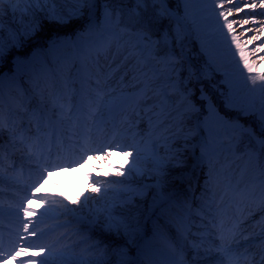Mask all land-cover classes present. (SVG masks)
I'll return each instance as SVG.
<instances>
[{"label": "snow or ice", "instance_id": "1", "mask_svg": "<svg viewBox=\"0 0 264 264\" xmlns=\"http://www.w3.org/2000/svg\"><path fill=\"white\" fill-rule=\"evenodd\" d=\"M128 0H0V65L3 64L5 55L8 51L13 48L20 49L24 44L34 37L44 26V22L66 25L72 20H80L87 15L88 23L84 28V31L78 33L76 38L70 41L54 40L48 45L47 53L61 48L69 47L77 53L90 54L91 49L97 48L102 49L107 45L106 43H99L96 41H90L87 39L91 33H97L103 36L105 32L115 34L106 26L110 23H115L117 26L121 24V14L125 13L124 8L115 7L122 3H127ZM180 0H177L179 3ZM188 0H183V3L187 4ZM230 0H218V7L221 9L225 8V4ZM136 4L135 9L128 10L134 16L130 22H125L123 31L128 32L134 37L135 43L133 49L136 52L138 62H142L145 65L155 66L159 65L163 72L166 74V78L172 84V90L179 92L187 107L184 116L188 119L196 120V127L203 125L204 131L207 132V138H201L200 147V160L209 165V172L207 178L204 181V190L201 197L200 208L195 210V215L200 217V223L195 225L198 229L197 232H192L193 224H184L185 232L180 233L182 239L185 241L180 247V253L183 257L185 249L190 248L192 252L191 260L182 259L177 261L175 259H168L160 261L159 264H240V258L243 256L247 261V264H252L250 260H247V252L241 253L240 256L236 255L238 248L240 247L239 238L235 231L230 236L225 235L222 224L217 228L215 222V213L211 207L212 202L215 198V192L213 190V169L211 168V157L214 154V147L212 137V130L208 127V117L215 118L219 123L229 125L234 129L240 130L242 133H247L249 136L256 140V143L260 146L261 152L257 156V163L260 165L262 172H264V164L260 162L264 160V139L255 137V133L250 129H245L243 125L238 123V119L241 115H255L260 121V130L264 134V96H262L259 107L255 105L243 103L237 99V92L233 86V82L229 78L228 74H225L223 83L227 85L226 91L219 92V98L222 101V106L225 111L236 110L237 120L230 121L221 116L218 108L212 103L211 99L204 95V90L201 89V99L208 100V117L203 122L199 121L198 114L200 109L195 106L191 101L192 88L189 86L192 81H199L203 77L210 75L209 69L213 71H219L214 63L209 62L203 67H194L188 59L187 46L193 35L192 30L189 29L187 24L188 10L185 7L184 15L180 14L179 8L172 9L169 5V0H134ZM57 4L68 5L72 7L59 8ZM50 5V6H49ZM102 6L100 13V19H96L97 8ZM151 6V8H149ZM158 6V7H157ZM261 6H264L262 4ZM239 10V6H236ZM252 7H256L255 4ZM5 13H10L12 16V22L15 24V28H9L7 39L4 36V25L2 17ZM232 14V8H227L226 11L222 10L218 13L217 22L219 24V30L223 37V40L231 46H235L233 56L236 54L239 56L237 61V67L240 64L243 68L240 69L241 73L246 71L248 76L246 81H250L253 88L259 82L261 91L264 92V70L258 69L261 67L255 62L251 61L248 53L245 49V44L241 41L240 36L236 35V29L233 27L235 20H229V16ZM223 18L222 24L219 23V18ZM167 21L165 26L164 22ZM241 24H247L248 20L240 21ZM227 30L226 32L224 30ZM259 32V29L257 30ZM196 39L201 44V50H205V43L200 37L199 32L195 33ZM230 36V39H229ZM253 36L252 39H256ZM264 50V49H261ZM44 52H42L38 59L39 70L47 72H55V68L49 67L48 62L44 59ZM78 57H73L74 64L76 67L75 60ZM127 59V58H126ZM264 60V58H261ZM33 61H37V57L33 56L30 59H21L19 57L13 60L17 69L23 64H30ZM186 72L187 75L182 77L181 73ZM76 75L79 76V70L76 71ZM2 77H0V83H2ZM77 81L72 79L64 83V92L62 95H53L45 98L43 90L33 89L35 95L33 99L29 101L28 105L21 104L20 109L22 111V122L17 125L15 120L9 116L7 120L0 112V158L5 151L4 135L7 133L8 140L7 146L18 148L21 152V160L31 159L32 156L37 155L34 152V147L38 146L41 132L47 128L51 129L53 124L59 120H63L66 117H75L77 113L81 111V107L87 103L88 115L92 119L93 124L104 123L105 112L111 113L113 107V99L111 92H104L100 89V81L96 79L94 82L91 78L81 79L79 81V88L76 87ZM219 91V90H218ZM92 93H95L93 96ZM137 95L143 96V90ZM150 111V109H149ZM138 116L139 112L136 113ZM153 115H159L153 113ZM78 118V117H76ZM33 127L35 132H33ZM115 127V125H114ZM153 127L151 116L149 117V129ZM151 131L149 132V135ZM51 141V137H48ZM168 137L165 138V143L168 141ZM188 137H185V146H187ZM125 146L115 141L107 143L98 149H91L99 155H103L104 158L110 159L111 148H117L124 150V154L132 156V153L127 151ZM86 152L82 155L81 159L68 160L69 166H80L83 161ZM139 155V151H137ZM178 153L171 154L167 160L161 159L157 162L155 172V184L145 185L147 187H154L157 190V196L154 197L156 202L159 197L160 205L168 203L171 197H165L162 191L163 185L167 179V171L169 164L176 160ZM48 167L56 170L63 167V164H49L47 166H41L42 171L40 180L33 187L39 190V183L44 179L51 176V172L48 171ZM129 176L135 174L143 176L144 172L138 168L136 163H133L131 168L128 170ZM123 175V173H120ZM95 183H100L96 181ZM123 183V182H121ZM93 186L92 191L100 193L101 188ZM109 189L104 188L106 193ZM124 191L133 192L136 195H142L143 193L136 190L127 188ZM244 195L245 193H240ZM261 198L264 199V183L261 185ZM73 204L80 203L79 201H73ZM89 199L83 201L84 209L87 210L88 215L83 218L84 223L88 226H102L105 231L116 230L119 235L120 228L123 227L125 235H128V225L121 221L118 217L112 214L111 208L104 210L92 209L89 207ZM128 203H131L129 198ZM65 207H67L65 205ZM177 207L183 209L188 207L189 211L186 216L179 217L183 224L191 215V206L186 204H178ZM204 210H207L212 219H208L205 223L206 217ZM25 212L28 210L25 208ZM264 211V206H262ZM25 230L27 225H24ZM215 230V231H213ZM31 235H36L35 230L32 231ZM264 235V234H262ZM191 237V239H190ZM32 245L29 244V247ZM47 247L48 255L41 260L40 264H104L99 259H91L83 253L76 255L72 250L73 246L69 245L68 248L56 250L53 246H40V251H45ZM99 245H92L85 251H91L94 248H98ZM23 247H20L19 251L15 253L19 256L21 251H24ZM34 264V262H33ZM128 264V262H125ZM156 264V262H153ZM256 264H264V245L261 246V255L259 261Z\"/></svg>", "mask_w": 264, "mask_h": 264}, {"label": "bare ground", "instance_id": "2", "mask_svg": "<svg viewBox=\"0 0 264 264\" xmlns=\"http://www.w3.org/2000/svg\"><path fill=\"white\" fill-rule=\"evenodd\" d=\"M191 1L193 3L195 2L193 9L195 10V16H197V11L200 9L198 3L199 0ZM242 2H244V0ZM57 7L67 8L72 7V5L57 4ZM2 21L4 30L9 29V27L15 28V24L12 22V16L10 13H5L2 17ZM49 24L51 23H48L47 21L44 22L45 27ZM90 41L106 43L109 45L102 49L93 48V50H96L102 55L108 53V56H111V60L108 66L105 62L101 63L102 66L104 65L103 68L93 69L89 76L94 79V81L99 79L100 89L98 90L102 89L104 92H111V97L113 92L116 93V91L128 90L131 86H136L139 83L143 84L142 79L145 75H151L155 72L162 73V75L153 81L155 82L154 85H151V87L147 86L143 89V96L136 95L134 103L133 100H131L133 98H130V100L126 102V105H123L115 114H109L105 112L104 123H92V119H90L88 115L87 103H85L81 107L83 113L82 116H84L83 119L80 118L81 113H77L75 117L68 119V121L73 123L72 125L75 127L74 130L77 132V137L81 139V143H78V145L75 146V150H79L77 154H70V152L64 150L62 140H59L57 146H50L52 149L48 150L47 155L45 153L43 154L42 152H36L37 155L32 156L31 159H26L27 161H32L35 159V161L39 163V165L27 164L26 168H24L30 177H21L18 171H14L13 177L18 179L20 183H24L25 187L30 188L33 187L34 184H37V182L40 180L42 171L41 166L49 165V160H53L51 161L52 164L64 163L66 166L58 173L52 174L49 178L44 179L39 183L38 191H42L43 193H39L40 196L38 197L44 198L47 207L45 209H42L41 206L37 207L40 212V225L36 226L35 228L36 235L30 234L25 238H21L20 245L25 250L21 251L19 256L14 255L13 258H0V264H33V262L34 264H40L41 254L48 255L47 247L45 248V251H40V246H43L42 242L40 241V237L44 235L48 237L46 239V241H49L48 246H53L56 250H61L68 248V246L71 245L73 246L72 250L75 254L79 248L85 244V241L88 237L87 235H89L91 232H96L95 235H100V237L109 238L112 241L111 247H114V249L119 245L126 244L127 239L121 237L123 234L122 232H124L123 227L120 228L118 235L116 230L105 231L102 226H88L84 223L83 218L88 215L87 210L84 209L83 205V201L86 198L90 201L89 207L94 210H104L106 208H111V211H114L116 217L128 225V236L132 237V231H130L132 227L134 230L133 234L135 233V229H140L142 232L148 231L150 228L149 222L154 221L153 217L155 212L159 210V208H157V201L154 202L153 198L150 196L146 201L137 203L135 207H127L122 210L119 207L120 204L118 203H121L120 199L123 197L126 199L127 197H125V194L122 190L111 188V185H119L120 187L124 188L125 186L130 185L129 183H135V181L140 182L142 186L146 185L147 183L155 184V172L157 162L159 160H167L168 157L173 153H180L183 151L189 153L198 143L199 137L197 136V132L195 131L196 129L194 127L196 120L188 119L186 116L180 115V112L186 107L185 101L179 93H175L172 96L169 94L168 89L171 85V82L166 78V74L159 65L149 66L143 64L142 62H138L136 52L133 49V44L135 41L127 42L122 35L102 37L96 34H91ZM72 50L73 49L69 47H62L61 50L59 49V51L62 53L66 51L70 52ZM8 52L11 53L8 58L12 59L13 61L15 59L12 57L14 52L12 50ZM42 52L45 53V51L40 50L38 56H40ZM246 52L248 53L251 60L252 57H254V53L249 49H247ZM211 53L216 58L218 65L229 68L232 73L241 72V68L237 67L239 56L230 57L225 55L224 46L222 43H215ZM51 60H53V62H51ZM46 61L48 63H53L55 66L63 70H65L69 64V59L67 58L58 60L55 58L50 59L49 57H46ZM243 73L247 72L244 71ZM139 86L130 92H136L140 88ZM159 87H165V90L162 93L159 92V90H156L151 96L147 97V92ZM249 90L251 93H255L256 99L258 98L257 100L260 102L262 96H264V92L261 91L260 86L255 88L251 87ZM17 92L22 95V92L19 89H17ZM53 95L62 94L57 93ZM92 95L94 96L95 93ZM116 96H120V102L125 101L123 98L124 95H121V93H116ZM160 97H162V100H155V98ZM29 101L31 100H27L25 105H28ZM0 103H3V100ZM163 109H165V111L162 112ZM137 112L140 113L139 116L136 114ZM153 113H158L159 115H153ZM150 116L153 124L152 130H150L151 134L149 135V130H143L141 133L138 132V125H136V123L148 124ZM182 121L185 122L184 126ZM61 123L63 128H67L69 125L66 120ZM147 127H149V124ZM192 128L194 136L188 137L187 134L183 132V130H186V132L189 134V132L192 131ZM155 134L156 137L161 138L162 136L170 138L168 139L167 143H165V139L163 138V146H161V149L157 154L160 159H155V157L152 156V153L156 152L155 149L158 145L157 140L155 143V141H150L148 139L149 136H155ZM4 137L7 138L6 132ZM113 137L115 138L116 142H119L125 146H130L127 147L126 150L131 152L132 156L125 155L124 150L111 148L110 159L106 160L103 155H99V158H97V153L91 151V149H98L107 143L113 142ZM185 137H188L187 146H185ZM137 151H139V155H137ZM85 152L89 153V156H87L86 160L84 159L85 161H83L80 166H69L67 164L68 160H76L79 157L77 155H81ZM10 160H14L13 154H10ZM3 163L4 157L0 158V166ZM133 163H136L138 168L144 172L143 176H138L135 174L129 176L128 170L131 168ZM15 168L19 169V166L17 165ZM171 168V164H169L166 171ZM207 168L208 167H205L198 171L200 174L197 178V181L193 182L194 188L192 187V191L184 192L185 195H189V201L193 202V200H195V198L199 196L201 192H203L204 180L202 181L201 185H199L198 180L201 178V176L205 177V171ZM120 173H123V175ZM171 176L172 175L167 172L166 180H168ZM96 181H99L100 183H95ZM215 183H217V180L213 179V190L215 192V197L219 199V185H216ZM101 184H103V187L101 188L100 193H95L92 191L93 186L100 187ZM104 188H108L109 190L105 193ZM252 193L253 192H251V194ZM241 196V201H244L246 204L251 197V195L248 196L247 193ZM222 197L223 200L226 199V197ZM253 200L254 198L251 199L252 202ZM73 201H79L80 203L73 204ZM14 202L16 203L15 200ZM261 202H264V199L261 200ZM23 204H27V207H22V209H20L22 211H24L25 208L29 210L28 207L33 204V202L29 200L24 201ZM65 205L67 207H65ZM241 210L243 212L242 208ZM11 213L9 216L11 217V215H14L18 217L15 218L18 222H22L26 218L35 217V215L30 214L31 212H27L28 214H26L27 216L25 219L24 217H21L17 211ZM161 213L163 217L172 221L173 227H177L174 214L169 210L168 207L164 208ZM222 214H220V216ZM243 214L244 212H239V215L242 216ZM63 215H67V217H71V220H74L75 225H78L79 227L78 231L75 234H69L61 241L51 240L53 234L59 231L65 232L67 229V226H64V224L59 221ZM239 215L237 214L236 220H239ZM138 217H141L143 221L137 223L136 219ZM255 221L256 220L246 225L248 232L259 226V222ZM16 225L18 224L16 223ZM58 228L60 229L57 230ZM8 234V238L1 237L0 241L8 242L9 239L15 241V236H12L10 232H8ZM106 241L108 240L106 239ZM263 242L264 240L262 243H260V247L264 245ZM29 244L32 246L29 247ZM103 249L96 248L97 251H102ZM135 249L138 251L140 257L144 261L150 257V255L147 252L141 250L138 245L135 246ZM258 253L259 250H256L253 252V255L250 258H247V260H250L252 264H256L257 261L255 257L261 255ZM114 254H116V251H114ZM2 255H0V257ZM126 256L127 251L118 255L116 259H111L108 261V263H122L123 260L121 259H125ZM96 258L99 257L96 256L91 259ZM242 264H247V261L245 259L242 260Z\"/></svg>", "mask_w": 264, "mask_h": 264}, {"label": "rangeland", "instance_id": "3", "mask_svg": "<svg viewBox=\"0 0 264 264\" xmlns=\"http://www.w3.org/2000/svg\"><path fill=\"white\" fill-rule=\"evenodd\" d=\"M242 1L243 0H230V2H227L225 4V8L221 9L218 7L217 4L218 0H199L198 3L200 9L199 11H197L198 15L195 16L194 14L195 10L193 9L195 2L193 3L191 0H188L187 4H185L183 3V0H180L179 3H177V0H169V3L173 6L174 9L179 8L181 15H184L183 10L185 9V7L188 10L187 24L189 26V29L192 30L193 35L188 43V46L190 47L188 48L189 51L187 50V52H188V59L190 60L192 65L194 67H203L209 62V60H211L214 63V65L219 69V71H213L212 69H209L210 75L214 79L212 82L209 81L207 77H203L199 81L190 82L189 86L192 88L191 101L193 104H195L197 108L200 109V113L198 114L200 122H203L204 119L208 117V111H207L208 100L207 99L202 100L200 98L201 89L204 90V95L207 98L211 99L212 103L216 105L221 116H225V118L230 121L237 120L236 110H229L228 113H225L220 109V107L222 106V101L219 98V92L227 90V85L223 83L225 79V74H228L229 78L233 82V86L237 92L238 100H240L243 103L255 105V107L257 108L260 105V102L257 100L258 98L256 99L255 93H251L249 90L252 87V85L250 81H246V77L248 76V73H241V72L232 73V71L229 68L218 65L216 62V58L211 53L214 44L219 42L222 43L224 46V54L233 57L235 46L234 45L231 46V50H230L229 45L223 40V37L219 30V24L217 22L218 13L220 11L222 10L226 11L227 8H232V14L229 16V20L236 21V23H234L233 25V27L236 29L235 34L240 36L241 41L245 44V49L246 50L249 49L251 52L254 53L253 55L254 57H252L251 61L261 66L258 69V71L264 70V60L261 59L264 58V50H261L264 49V6H261L262 4H264V0H244V2ZM253 4H255L256 7H252ZM237 5L239 6V10L236 7ZM114 6L124 8L126 11L125 13L121 14L120 26H117L115 23H110L106 27L115 33L114 36L122 35L127 42H134L135 41L134 37L130 35L128 32L122 30L125 22H130L132 19H134V16L130 13V11H128L131 9H135L137 7L136 4L134 3V0H128L127 3H122ZM149 8H151V6H149ZM86 18L87 15H85L80 20H72L66 25H57L51 23L46 27L43 26L41 31H39L34 37L29 39L22 48L20 49L13 48L12 50L14 52V55L12 57L28 59L36 52L35 45H31L30 41L41 42L42 37L44 38L50 37V35L55 34L57 32L62 33V37L59 36L57 38H54L52 41L57 39L66 41L69 39L68 38L69 33H72L71 36L73 37L77 36L78 33L84 31L85 26L89 22V21L85 22ZM100 18H98V16L96 15L97 20H99ZM242 20H248V23L241 24L240 21ZM75 22L76 24L74 25V27H72L71 25ZM222 22H223V18L220 17L219 23L222 24ZM166 25L167 22H165V26ZM258 29L259 32L257 31ZM197 31L199 32L200 37L203 39L205 43V50L203 51L201 50L200 42L196 39L195 33ZM224 31L226 32L227 30L225 29ZM3 34L5 36V39H7L8 29L4 30ZM93 34H97V33L94 32ZM110 35L113 34H111L110 32H105V34L102 37L110 36ZM253 36H256L257 38L252 39ZM191 48H193V51ZM10 54H11L10 52L6 53L3 64L0 65V77L3 78L2 83H0V86H2V88L13 87L17 79L15 77V73H12V68L16 67V65L15 64L9 65L10 59H8V57L10 56ZM50 55L52 57L55 56L63 57L65 53L54 50L51 52ZM194 56L197 57V59H199L202 64H199L194 59ZM235 56H238V54H236ZM22 66L23 65H21L20 67ZM239 68H243V65L240 64ZM160 75H162V73H158V72L152 73L149 76H145L144 81H148L152 79L154 76H160ZM186 75H187L186 72L181 73L182 77ZM55 76L57 77L60 76L59 78L61 80L63 81L65 80L64 78H61L63 76L60 73H56ZM259 86L260 84L258 82L255 87H259ZM164 88L159 87L157 90L163 92L165 90ZM168 91L171 96L175 93H179V92H174L172 90V84L169 86ZM186 107L180 112V115H183V113H185ZM238 123L240 125H243L245 129H250L252 132H254L255 137L264 139V134H262L260 130L261 127L260 121L257 119L255 115H248V116L241 115L238 119ZM182 124L184 126L185 122L182 121ZM147 126H148L147 124L139 126L138 131L139 132H142L143 130L150 131L149 127ZM194 127L196 129L195 131L197 132V136L199 137L198 147L195 148L196 149L195 151L200 152L199 145L201 143V138L202 137L207 138L208 134L207 132L204 131L202 124L201 127L199 128H197L196 124H194ZM208 127L212 130L211 139L213 141V147L215 149L214 154L211 157V165H210L211 168L213 169V175H214L213 179H216L217 183L215 184L219 185V190H220L219 196H221L223 193L222 196L224 197L226 196L228 198L227 200H223L221 198V201L214 199V201L211 204V207L215 213V216H217L219 213L224 211L228 212L229 207H232L234 210L233 212L238 214L241 210L240 208L243 207V210H245V212L247 213L245 219H243L245 222H246V218L247 220L250 221H254L255 219L260 220L259 228L251 231V233L247 234L243 240L248 242L250 240H257V241L254 244H249L245 246L243 250H245L247 254L249 253L251 254L256 249H258L259 250L258 254H261L260 245L259 248L256 247L257 244L261 242L264 238V235H262L264 234V215L260 216V214L262 213L261 210L262 206H264L263 202H261L262 200L261 185L262 183H264V172H262L260 165H258L257 163V156H259L261 152L260 146L256 143V140L253 137L249 136L247 133H242L240 130L234 129L229 125L219 123L215 120V118L208 117ZM183 132L186 133L188 137L194 136L193 128L192 131L189 132L190 135L186 132V130H183ZM163 138L165 139L166 137L161 136L160 138V137L152 136V140L156 139L159 146L162 145V141H164ZM159 150L160 148L156 147V151ZM88 155L89 154L86 155V158ZM180 156H182L181 153L178 154L176 160L170 163L171 167H177L178 165L177 163L183 162ZM155 159H160V158L155 155ZM260 163L264 164V160H262ZM206 165L209 166L208 164L204 163V166ZM58 169L53 170V172L58 171ZM167 172L171 173V169L167 170ZM208 172H209V168L205 171L204 179H206ZM0 173L2 174L1 171ZM129 184L130 185H127L124 188L120 187L119 185H111V188L122 190L125 194V197H127L126 199H124L123 197L122 199H120L121 203H118L120 204L119 207L122 210H124L127 207H135L137 203L139 202L142 203L146 201L150 196L154 198L156 188L154 187L145 188V185L142 186L140 182H136V181L135 183L132 184L129 183ZM146 185H153V184L147 183ZM127 188L136 189L142 192L143 194L136 195L133 192L124 191V189ZM242 191L248 193V196L251 195L248 201V204L251 205L250 209H247V207L243 206L244 201L243 203L241 202L242 196L240 193H243ZM251 192L253 193L251 194ZM201 197L202 196H197L195 203H193V207H196V205L197 206L199 205L200 207ZM129 198H131V203H128ZM252 198H254L253 202H251ZM178 204H182V203L180 201L175 200L173 202H170L169 204H164L163 206H160L159 210L155 213L153 217L154 221L149 222L150 228L148 231L142 232L140 229H135V233L133 234L134 230L132 227L130 229V231H132V237L125 235V233L122 232L123 234L121 235V237L127 239L126 240L127 242L126 244L117 246L115 249L114 247L113 248L111 247L112 241L109 238L100 237V235L96 236L95 235L96 232H91L89 235H87L88 237L87 240L85 241V244L79 248L76 254L80 255L83 253L89 258L98 256L104 262V264H110L108 263V261H110L111 259H116L118 255L127 251L126 258L121 259L123 260L122 263H114V264H125V262H128V264H146L144 261L139 259V253L135 249V246L139 245L140 248L142 247L141 248L142 250L145 249L149 254L152 255H156V254L158 255L165 248H168L169 246L164 241V238H166L164 232L166 231V226L171 225L172 222L170 219L163 217L161 211L164 208L169 207V209L171 210V212H173L176 218L178 215L181 214L180 211L181 208L177 207ZM112 214L116 216L114 211H112ZM59 221L63 222L65 226L67 225L66 232L64 233L59 232L54 234L52 236L53 237L52 240L61 241L64 237L66 238V235H68L67 233L75 234L78 231L79 227L76 225H70V220L68 217L66 216L61 217ZM136 221L138 223L143 221V219L141 217H138ZM188 222L192 223V220L189 219ZM216 222L221 223V218L219 219V217H217ZM241 226L242 225L239 222L238 223L230 222L226 225L227 228L230 227L231 229L232 227L241 228ZM240 232L245 233V230L243 231L236 230L237 235ZM106 239L108 241H106ZM145 242L148 245H146ZM92 245H99L98 247L99 249H103V248L104 249L102 251H97L96 248H94L91 251L86 252L85 250L89 249ZM150 246L152 249L150 248ZM114 251H116V254H114ZM255 259L256 261H259L260 256Z\"/></svg>", "mask_w": 264, "mask_h": 264}]
</instances>
